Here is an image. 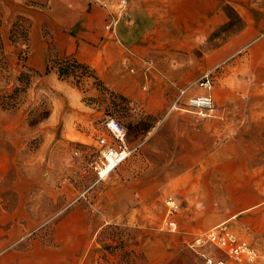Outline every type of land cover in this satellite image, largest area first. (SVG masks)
I'll list each match as a JSON object with an SVG mask.
<instances>
[{
	"label": "rangeland",
	"instance_id": "1",
	"mask_svg": "<svg viewBox=\"0 0 264 264\" xmlns=\"http://www.w3.org/2000/svg\"><path fill=\"white\" fill-rule=\"evenodd\" d=\"M121 1L115 3L126 11ZM225 4L242 18V29H224ZM48 5L49 0H0V253L57 248L60 264H207L205 257L264 264V200L254 206L249 196L207 202L212 213L234 204L247 209L246 226L237 218L225 222L258 251L255 261L238 263L212 245L196 244L211 227L188 220L201 187L171 177L172 159L188 139L225 142L210 132L233 131L235 100L264 99V0H163L162 8L151 10L161 25L140 42V60L168 86L156 113L97 74L101 83L60 78L55 62L64 57L56 53L51 26L42 18ZM32 12L41 16L37 28ZM247 28L250 39L228 50ZM205 71L213 73L215 115L174 111L163 119L178 88ZM22 73L28 80L20 79ZM17 87L23 90L14 94ZM141 91L148 93L146 84ZM109 117L122 123L127 143L137 150L100 178L98 137L105 135ZM227 140L239 144L235 137Z\"/></svg>",
	"mask_w": 264,
	"mask_h": 264
},
{
	"label": "crops",
	"instance_id": "2",
	"mask_svg": "<svg viewBox=\"0 0 264 264\" xmlns=\"http://www.w3.org/2000/svg\"><path fill=\"white\" fill-rule=\"evenodd\" d=\"M124 1L125 5L121 7H126V11L115 0H49L42 18L51 26L54 49L59 56L72 55L79 62L88 64L113 89L139 103L145 111L156 113L164 106L168 86L141 62L143 53L140 42L155 27L161 25L157 13L151 10L162 8L159 4L163 0ZM115 4L117 9L114 8ZM29 16L33 27L37 28L40 13L32 12ZM111 18L114 23L107 28ZM249 39L250 28L243 29L228 50ZM142 84H146L148 93L141 91ZM223 105L230 106L231 103ZM235 105L237 120L233 123V131L226 135H222V132H210L214 134L212 138H226L225 142L213 141L211 145H207L200 139L202 137H192L181 153L172 159L171 177L174 182L177 180L179 184L201 187L196 195L195 208L192 214H188V220H192L197 226L212 227L233 218H237L238 224L247 225L246 208L234 204L223 212L212 213L206 207L210 199L226 203L249 196L253 204L251 206L264 200V99L257 103H249L244 98L236 99ZM176 117L171 115V118ZM233 137L239 144L231 145L228 142L227 139ZM239 139L249 141L244 143ZM229 184L235 188L228 190ZM245 185L257 188L246 191L243 188ZM48 252H54L55 257L47 259ZM50 262L60 264L57 248L34 247L0 253V264H51Z\"/></svg>",
	"mask_w": 264,
	"mask_h": 264
},
{
	"label": "built area",
	"instance_id": "3",
	"mask_svg": "<svg viewBox=\"0 0 264 264\" xmlns=\"http://www.w3.org/2000/svg\"><path fill=\"white\" fill-rule=\"evenodd\" d=\"M125 4V1H121ZM114 23L110 19L107 28ZM214 84L213 73L203 72L195 83L179 87L169 106L165 118L170 113L177 111L191 113L197 116L208 117L215 115L216 107L212 95ZM197 88V90H194ZM105 135L98 137L100 162L96 166L98 176L104 177L110 171L120 166L130 155L137 150V145H129L126 140V130L122 123L109 117L103 122ZM174 226L173 222H169ZM196 244H209L224 253L230 260L238 263L253 262L258 257L257 249L248 241L236 236L227 223L216 224L203 231L196 239ZM207 264H224L222 260L205 257Z\"/></svg>",
	"mask_w": 264,
	"mask_h": 264
},
{
	"label": "trees",
	"instance_id": "4",
	"mask_svg": "<svg viewBox=\"0 0 264 264\" xmlns=\"http://www.w3.org/2000/svg\"><path fill=\"white\" fill-rule=\"evenodd\" d=\"M226 16L229 18V21L225 24L224 29H235L240 30L244 27L242 18L238 15L237 11L233 6L225 4L223 8ZM27 31L24 34V39L27 40ZM57 74L60 78L66 79L72 76L76 79V82L79 83L84 77H92L96 82L101 83L100 79L96 75L95 70L88 64L79 62L74 56L64 57L62 60L55 62ZM51 67H47L46 73L49 72ZM32 70V69H31ZM30 77L27 73H22L20 79L28 80ZM23 88H15L14 94L18 91H22ZM13 97V96H10Z\"/></svg>",
	"mask_w": 264,
	"mask_h": 264
}]
</instances>
